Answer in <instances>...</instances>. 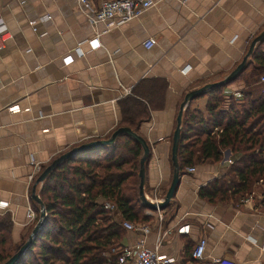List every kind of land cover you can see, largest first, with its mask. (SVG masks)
I'll return each mask as SVG.
<instances>
[{"label": "crops", "instance_id": "obj_1", "mask_svg": "<svg viewBox=\"0 0 264 264\" xmlns=\"http://www.w3.org/2000/svg\"><path fill=\"white\" fill-rule=\"evenodd\" d=\"M87 1L94 8L101 0ZM85 14L78 0H0V223H6L0 236L17 249L38 219L31 199L36 168L80 144L107 139L118 127L130 128L148 145L142 190L159 203L171 179V137L183 96L226 77L264 28V0H152L138 18L108 29L92 27ZM93 38L99 46L90 49ZM146 39L153 40L148 49L142 46ZM256 47L264 53V41ZM251 54L233 80L211 88H220L221 98L211 115V89L183 107L180 130L186 108L203 121L216 120L212 128L200 126L211 134L219 128L216 114L235 116L263 92L264 82L250 78ZM11 105L16 109L9 111ZM237 158L226 148L217 161L182 167L173 197L158 210L161 219L143 207L147 219L141 224L148 232L123 229L117 243L142 240L172 264H264L263 192L201 195L204 187L228 181ZM256 192L260 198L251 195ZM182 225L187 233H177ZM201 238L203 255L194 260L190 253Z\"/></svg>", "mask_w": 264, "mask_h": 264}, {"label": "trees", "instance_id": "obj_2", "mask_svg": "<svg viewBox=\"0 0 264 264\" xmlns=\"http://www.w3.org/2000/svg\"><path fill=\"white\" fill-rule=\"evenodd\" d=\"M251 53L250 78L257 82L259 75L264 76V53L258 47ZM219 92L220 88H214L207 93L209 115L221 102ZM244 103L246 106L235 116L229 111L216 114L219 128L211 134L200 126L212 128L216 120L203 121L189 108L183 112L176 152L178 170L194 160L217 161L222 149L238 154L226 183L204 187L201 195L207 199L242 196L252 189L264 195V89ZM121 135L112 145L92 150L95 154L91 157L75 154L46 176L39 190L45 220L14 264H116L117 254L110 250L120 247V222L144 223L147 219L137 196L140 147ZM258 180L260 184H256ZM97 198L103 202L98 203ZM104 203L112 204L114 210L109 213L103 209ZM112 213L118 216L117 221ZM5 224L1 222L0 228ZM16 249L0 236V263Z\"/></svg>", "mask_w": 264, "mask_h": 264}, {"label": "water", "instance_id": "obj_3", "mask_svg": "<svg viewBox=\"0 0 264 264\" xmlns=\"http://www.w3.org/2000/svg\"><path fill=\"white\" fill-rule=\"evenodd\" d=\"M264 41V28L256 34L250 41L247 51L244 55V57L241 59V61L234 67V69L223 79L214 82V83H208L205 84L197 89L191 90L187 92L179 104L177 115L175 118V127L172 133L171 137V146H170V161L172 165V173H171V179L170 183L162 197V199L159 201V203H152L148 199H146L143 195V179H144V174H143V168H144V162L146 160V157L148 155V145L144 142V140L137 135L134 131H132L128 127H118L116 128L111 135L104 140H96V141H90L87 143L80 144L76 147H73L69 149L68 151L62 153L55 159H53L48 165L43 167L41 171L38 173L37 177L35 178L33 187L31 189V199L38 205L39 207V213H38V219L36 223L33 225L29 235L27 236L26 240L18 247V249L4 262L0 264H14L20 256L23 254V252L26 250V248L29 246V244L32 242L34 236L36 233L39 231L41 226L43 225V222L45 220V211L42 205L41 200L35 193V186L38 184H41L42 181L46 178V176L53 170L55 169L61 162L69 159L70 157L74 156L75 154L88 151V150H94L98 148H103L110 146L114 143L115 138L118 135H126L129 138H131L135 143L138 144L141 150V155L138 159V170H137V178H138V184H137V196L138 200L141 204L146 209L149 210H161L170 201V199L173 197V193L175 190V187L178 182V165H177V160H176V152H177V146L179 142V130H180V118H181V113L183 107L191 101L193 98L200 96L203 92L217 86H221L226 84L227 82L233 80L238 73L245 67V60L249 55L251 54L252 50L254 49L256 44H260Z\"/></svg>", "mask_w": 264, "mask_h": 264}, {"label": "built area", "instance_id": "obj_4", "mask_svg": "<svg viewBox=\"0 0 264 264\" xmlns=\"http://www.w3.org/2000/svg\"><path fill=\"white\" fill-rule=\"evenodd\" d=\"M78 3L82 9H84L86 18L92 27H95L98 23H100L108 29L138 18L152 5V0H101L97 7L94 8L89 5L87 0H78ZM47 19V16L43 17V20ZM4 32L5 27L0 21V34H3ZM87 44L90 49H94L99 46L97 38L88 40ZM152 45L153 40L151 39H146L142 42V46L145 49L150 48ZM77 52L79 53L78 50ZM63 60L67 63L69 61V57H65ZM259 81L264 82V76H260ZM15 109V105L8 107L9 111H13ZM227 163L229 164L231 161L227 160ZM36 171L37 173L40 172L39 167L36 168ZM186 171L191 172L192 168H187ZM260 183L261 181L258 180L256 184ZM256 193H251V195L260 198L261 196H258V193ZM251 195H248V198H251ZM102 207L109 213L114 210L113 205L110 203H104ZM262 208L264 211V206ZM155 211L158 213L157 218L161 219L162 216L159 214L158 210L155 209ZM120 225L126 231H138L142 234H146L148 232V228L141 223L122 221L120 222ZM187 231V225H182L177 229V233L180 234L187 233ZM204 245L205 242L202 238L196 241L190 253L192 259L198 260L202 257ZM260 250L264 253V241L260 246ZM110 251L111 253L115 252L117 254L116 264H172L173 262L171 258H168L165 255L157 254L154 251L148 250L144 247L142 240H138L133 245H120V247H117L115 250L111 249ZM214 261L217 262L218 260Z\"/></svg>", "mask_w": 264, "mask_h": 264}, {"label": "rangeland", "instance_id": "obj_5", "mask_svg": "<svg viewBox=\"0 0 264 264\" xmlns=\"http://www.w3.org/2000/svg\"><path fill=\"white\" fill-rule=\"evenodd\" d=\"M259 77H260V75H259ZM257 194V193H256ZM37 216H38V212H37Z\"/></svg>", "mask_w": 264, "mask_h": 264}]
</instances>
